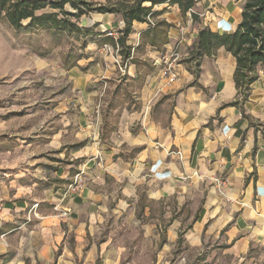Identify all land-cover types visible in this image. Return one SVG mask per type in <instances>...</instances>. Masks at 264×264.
<instances>
[{
  "label": "crops",
  "instance_id": "0c3cea01",
  "mask_svg": "<svg viewBox=\"0 0 264 264\" xmlns=\"http://www.w3.org/2000/svg\"><path fill=\"white\" fill-rule=\"evenodd\" d=\"M242 3L154 4L152 27L131 23L128 58L116 51L120 12L79 24L96 35L63 71L56 128L12 135L26 147L0 180V264L264 261V69L242 98L232 54L194 45L201 29L233 32Z\"/></svg>",
  "mask_w": 264,
  "mask_h": 264
},
{
  "label": "rangeland",
  "instance_id": "374dc122",
  "mask_svg": "<svg viewBox=\"0 0 264 264\" xmlns=\"http://www.w3.org/2000/svg\"><path fill=\"white\" fill-rule=\"evenodd\" d=\"M64 7L72 10L69 4ZM98 17L99 12L88 11L77 22L85 24ZM94 35L92 31L84 35L50 28L14 29L0 14V180L8 179L9 165L15 161L12 149L26 147L24 141L16 144L12 135H36L48 123L56 128L53 119L59 114L54 106L70 85L63 71L76 65Z\"/></svg>",
  "mask_w": 264,
  "mask_h": 264
},
{
  "label": "trees",
  "instance_id": "16d2710c",
  "mask_svg": "<svg viewBox=\"0 0 264 264\" xmlns=\"http://www.w3.org/2000/svg\"><path fill=\"white\" fill-rule=\"evenodd\" d=\"M144 1H149L150 6H142ZM164 1L178 4L182 12L194 5V0H134L131 4L123 1L115 6L97 5L85 0H0V14L3 13L14 29L50 28L67 34L87 35L90 29L79 26L77 19L80 16L88 11L120 12L125 25L119 31L116 42L122 58H128L129 50L126 49L125 40L131 23L144 21L146 16L150 15L151 6ZM242 1L241 20L233 32L214 33L204 28L199 31L194 45L197 55L211 54L219 47H224L232 54L236 61L233 80L244 98L251 83L256 79V70L264 69V0ZM66 4H69L71 11L65 9ZM46 8L50 10L41 11ZM231 104L237 105V102ZM258 126L264 137V123H258ZM261 264H264V261Z\"/></svg>",
  "mask_w": 264,
  "mask_h": 264
},
{
  "label": "built area",
  "instance_id": "2783aa9c",
  "mask_svg": "<svg viewBox=\"0 0 264 264\" xmlns=\"http://www.w3.org/2000/svg\"><path fill=\"white\" fill-rule=\"evenodd\" d=\"M147 19H148V26L152 27L153 23L151 21V19H149V15H147ZM177 59V53L176 51H173L172 53H170L168 56H164L163 59L161 60V64H162V68H161V73L163 76L167 77L168 82H173L174 79L176 78V73L174 71V62ZM80 179L77 178L76 176V181L74 184L73 188H77L78 184L80 183Z\"/></svg>",
  "mask_w": 264,
  "mask_h": 264
}]
</instances>
